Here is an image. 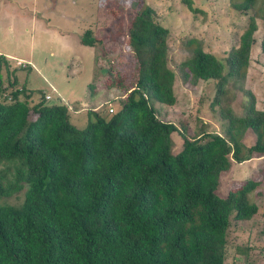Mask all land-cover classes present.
<instances>
[{
    "label": "trees",
    "instance_id": "trees-1",
    "mask_svg": "<svg viewBox=\"0 0 264 264\" xmlns=\"http://www.w3.org/2000/svg\"><path fill=\"white\" fill-rule=\"evenodd\" d=\"M126 1L135 8L126 35L137 72L107 117L91 110L94 121L77 129L64 106L47 104L42 93L30 101L23 87L6 100L0 82V196L26 185L20 204L0 205V264H223L232 220H248L258 210L247 197L257 186L253 178L224 196L216 193L221 172L233 162L264 156V110L255 107L252 93L244 90L240 115L221 105L230 80L241 88L254 15L246 17L237 46L223 60L196 45L180 62L183 81H215L210 106H218L224 122L221 133L177 132L181 149L171 154L177 127L159 119L150 104L175 102L168 30L143 0L99 3ZM256 1L233 5L247 14ZM97 32L85 29L80 44L101 42ZM259 50L264 54V18ZM112 85L120 82L104 86ZM246 130L254 135L248 146L242 142Z\"/></svg>",
    "mask_w": 264,
    "mask_h": 264
},
{
    "label": "rangeland",
    "instance_id": "rangeland-1",
    "mask_svg": "<svg viewBox=\"0 0 264 264\" xmlns=\"http://www.w3.org/2000/svg\"><path fill=\"white\" fill-rule=\"evenodd\" d=\"M239 1L143 0V5L154 11L153 18L168 30L167 60L175 74V102L170 106L155 101L150 104L159 119L177 127L170 134L171 154L181 149L177 132L185 137L201 131L221 133L224 122L218 115V106H210L215 81H183L180 62L191 55L196 45L223 60L229 49L237 46L246 17L251 14L257 29L245 77L241 88L239 83L228 82L221 105L242 114L247 102L244 90H248L254 96L255 107L264 110V54L259 50L264 0H257L247 14L234 8ZM126 2H120L118 7L116 3L101 6L99 0H0V56L4 58L0 82L6 100L11 90L21 87L30 94V101L46 94L50 98L46 103L64 106L67 121L77 129L94 121L91 110L106 117L116 111L137 72L126 35L135 8ZM85 29L98 31L101 42L93 46L80 44L79 37ZM187 40L190 42L186 45ZM13 79L15 83L8 84ZM117 81L120 86H104ZM18 97L21 99V94ZM109 108L112 112H108ZM253 141V133L246 130L242 142L248 146ZM248 178L257 181L247 197L258 210L248 220H232L223 264H264V235L259 232L264 209V156L233 162L221 172L216 193L224 196ZM25 188L26 185L13 195L0 196V205L20 204Z\"/></svg>",
    "mask_w": 264,
    "mask_h": 264
},
{
    "label": "built area",
    "instance_id": "built-area-1",
    "mask_svg": "<svg viewBox=\"0 0 264 264\" xmlns=\"http://www.w3.org/2000/svg\"><path fill=\"white\" fill-rule=\"evenodd\" d=\"M43 98L45 101L50 99L48 95H44ZM112 110H113L112 108H109L108 112H112Z\"/></svg>",
    "mask_w": 264,
    "mask_h": 264
},
{
    "label": "crops",
    "instance_id": "crops-1",
    "mask_svg": "<svg viewBox=\"0 0 264 264\" xmlns=\"http://www.w3.org/2000/svg\"><path fill=\"white\" fill-rule=\"evenodd\" d=\"M44 95V94H43ZM46 95V94H45ZM105 101V100H104Z\"/></svg>",
    "mask_w": 264,
    "mask_h": 264
}]
</instances>
